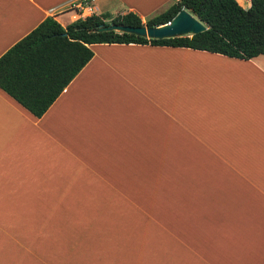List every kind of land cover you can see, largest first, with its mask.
I'll use <instances>...</instances> for the list:
<instances>
[{"label": "crops", "instance_id": "0c3cea01", "mask_svg": "<svg viewBox=\"0 0 264 264\" xmlns=\"http://www.w3.org/2000/svg\"><path fill=\"white\" fill-rule=\"evenodd\" d=\"M75 1L0 0V56ZM89 47L41 117L0 88V264H264V54Z\"/></svg>", "mask_w": 264, "mask_h": 264}, {"label": "trees", "instance_id": "16d2710c", "mask_svg": "<svg viewBox=\"0 0 264 264\" xmlns=\"http://www.w3.org/2000/svg\"><path fill=\"white\" fill-rule=\"evenodd\" d=\"M176 0L166 10L142 21L135 12L92 14L65 27L46 17L0 56V88L34 116L41 117L92 58L94 43H137L186 47L248 60L264 54V0ZM189 10L206 30L180 37L154 39L114 30L110 23L158 26L181 9Z\"/></svg>", "mask_w": 264, "mask_h": 264}, {"label": "water", "instance_id": "95a60500", "mask_svg": "<svg viewBox=\"0 0 264 264\" xmlns=\"http://www.w3.org/2000/svg\"><path fill=\"white\" fill-rule=\"evenodd\" d=\"M206 25L194 16L189 10L181 9L171 20L158 26H130L110 23L100 27L98 31L114 30L133 33L146 38L163 39L191 35L206 30Z\"/></svg>", "mask_w": 264, "mask_h": 264}, {"label": "built area", "instance_id": "2783aa9c", "mask_svg": "<svg viewBox=\"0 0 264 264\" xmlns=\"http://www.w3.org/2000/svg\"><path fill=\"white\" fill-rule=\"evenodd\" d=\"M98 0H76L71 4V8L82 15V17L89 16L95 12V3Z\"/></svg>", "mask_w": 264, "mask_h": 264}, {"label": "rangeland", "instance_id": "374dc122", "mask_svg": "<svg viewBox=\"0 0 264 264\" xmlns=\"http://www.w3.org/2000/svg\"><path fill=\"white\" fill-rule=\"evenodd\" d=\"M108 2H109V0H100V1L97 2V4H98V5H99V4H101V5H107ZM66 18H68V17H66Z\"/></svg>", "mask_w": 264, "mask_h": 264}]
</instances>
